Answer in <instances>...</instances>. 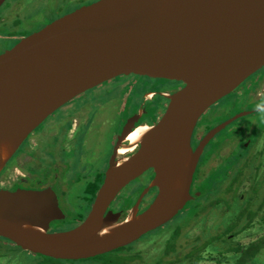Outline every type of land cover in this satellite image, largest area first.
I'll use <instances>...</instances> for the list:
<instances>
[{
  "label": "water",
  "instance_id": "95a60500",
  "mask_svg": "<svg viewBox=\"0 0 264 264\" xmlns=\"http://www.w3.org/2000/svg\"><path fill=\"white\" fill-rule=\"evenodd\" d=\"M263 68L264 0H100L22 39L0 55V174L48 117L88 90L130 75L184 87L168 97L140 150L110 168L104 192L81 225L50 230L65 218L54 191H0V237L32 254L80 261L166 225L194 200L205 146L249 112L213 129L194 151L199 120ZM149 168L156 173L152 186L159 188L150 208L124 222L105 215L121 187ZM114 175L122 178L119 186Z\"/></svg>",
  "mask_w": 264,
  "mask_h": 264
},
{
  "label": "flooded vegetation",
  "instance_id": "af4514ba",
  "mask_svg": "<svg viewBox=\"0 0 264 264\" xmlns=\"http://www.w3.org/2000/svg\"><path fill=\"white\" fill-rule=\"evenodd\" d=\"M9 1L6 0L0 7V12L5 5H9ZM98 1L100 0H79L77 5L67 10L63 15L53 16L47 23L42 22L32 30L28 28L34 25H25L20 21L16 25L2 30V25L9 19L0 18V55L15 47L22 39L39 32L57 19ZM16 8L13 9V16L19 14ZM122 78H129L130 89L127 93L131 89L139 88L141 80L168 81L171 85L169 89L148 90L144 99L137 96L136 103L133 105V113L129 109L126 112H117L113 117H109L106 111L107 103L100 101L102 92L106 88H109L106 91L111 90L114 85L124 87ZM251 79L249 78L245 82L248 90L250 89L249 81ZM183 87L184 85L181 82L176 81L141 76H122L105 82L72 99L48 117L24 141L0 174V191H44L48 189L54 191L65 218L52 222L50 230L52 232H64L78 227L88 218L106 181L108 169L112 166L122 165L140 150L142 137L139 138V136L142 133L132 137L133 133L143 125L149 129L158 123L156 121L150 122L147 118L150 110L157 109L160 112L159 118L161 119L170 103L168 97ZM261 96L262 92L260 93ZM158 97L163 100V104L162 102L157 103ZM218 104L220 102L215 105ZM261 105H264V103ZM214 106L202 116L197 124L192 141L194 151L198 149L209 132L231 121L233 115L242 113H231L232 116L218 124L216 110L210 112ZM259 111V107L248 110L249 114L243 118L257 115ZM135 118H139L138 121L134 120ZM131 119L134 120L133 126L131 124L128 126L127 124ZM239 119L227 125L205 146L191 188L194 204L197 200V203H200L198 198L203 195L202 189L207 185L205 181L208 177L211 178V175H215L231 160H234L233 165L239 170L238 173H241V178L239 181L235 175L230 178L226 177L224 187L229 193H232L235 189L237 195L243 198L242 192L247 190L245 189L246 186L248 188V178L245 177V173L250 148L251 155H255L254 157L259 153L261 155L262 152L254 147L255 141L249 139L246 121L239 130L234 129L235 149L225 146L222 139L223 135L232 130L233 125ZM257 124V122H254L252 127ZM239 136L244 137L240 139ZM136 139L138 140L135 143ZM48 155H50V159H48ZM81 170L84 171L77 176ZM155 177L154 169L149 168L135 179H132L108 206L106 215L109 213L116 214L119 216V221L124 222L133 214L140 215L147 211L159 195V188L152 186ZM74 182L78 184V188H81L82 193L73 194L71 184ZM72 215L76 216L73 220H71ZM212 222L214 221L211 218L210 224ZM166 225L160 227V229H163ZM171 233V228H169L166 235L171 236ZM145 236H142L135 243H141ZM0 239L5 240L2 237ZM208 263L213 262L206 258L198 264Z\"/></svg>",
  "mask_w": 264,
  "mask_h": 264
},
{
  "label": "trees",
  "instance_id": "16d2710c",
  "mask_svg": "<svg viewBox=\"0 0 264 264\" xmlns=\"http://www.w3.org/2000/svg\"><path fill=\"white\" fill-rule=\"evenodd\" d=\"M257 114L264 115V111L260 110ZM248 118H245V121ZM258 126L257 124L254 130L248 133L250 140L256 141L258 135V138L264 136V130L259 131L261 126ZM245 133L247 134L246 130ZM239 137L242 139L244 136ZM259 151L262 154L259 153L254 157L255 155H251L250 148L245 173V177L248 178V188L246 186L247 190L242 192L243 198L237 195L235 189L232 193L226 191L224 181L227 178L210 192L212 188L210 182L216 181L219 175L216 176V173L211 175V178L208 177L205 181L207 185L202 189L203 195L198 198L200 203H197L198 200L195 204L194 200L189 202L190 209L195 212L196 218L186 227L181 225L176 229H171V236L163 237L164 241L159 248L163 258L159 264H198L206 258L216 261L208 264H264V147ZM231 176L233 175L228 178ZM235 176L240 181L241 173L235 174ZM211 218L212 220L216 218L215 224H210ZM152 233L147 234L144 238ZM250 240L252 241L245 245ZM214 241L219 243L218 248H211ZM8 242L14 248L16 247L10 241ZM11 248L10 246V250L13 249ZM145 249H140L138 243H133L94 259L98 264H135V262L146 264L149 263V256ZM214 253L220 257L216 258L217 255ZM46 259L47 262L56 264L76 262ZM13 260L12 256H6L1 264H12ZM13 264H19V262L15 261Z\"/></svg>",
  "mask_w": 264,
  "mask_h": 264
},
{
  "label": "rangeland",
  "instance_id": "374dc122",
  "mask_svg": "<svg viewBox=\"0 0 264 264\" xmlns=\"http://www.w3.org/2000/svg\"><path fill=\"white\" fill-rule=\"evenodd\" d=\"M79 0H10L9 5H5L0 12V18H8L9 20L6 21L2 25V30L5 28H9L12 25H16L19 21L22 22L25 25H34L29 27V30L37 28L38 24L40 23H47L51 17L55 16H61L63 15L67 10L73 8L75 5H77ZM18 8H16V7ZM16 8V11H19V14L16 16H13V9ZM26 29V28H25ZM28 30V31H29ZM20 36V34H18ZM1 42V40H0ZM252 78V79H251ZM249 81L250 89H246V83L239 88H237V92L234 94L231 93L229 96L225 97L224 99L220 100V104L215 105L214 108L210 112H214L216 110L217 116H218V124L223 122L228 117L232 116V114H237L240 112H247L248 110L254 109L258 107L259 105L264 103V68L256 75H253ZM124 87L121 85H114L111 90H108L109 88L103 89L102 92V98L101 102H106L107 107L106 111L109 115V117H113L117 112H126L129 109H131V112L133 113V105L136 103L137 96H141L142 99H144L145 94L148 92V90H162V89H169L170 83L168 81H143L141 80L139 82V88L131 89L129 93V78H122L121 79ZM146 87V88H145ZM236 91V90H235ZM263 93L260 97V93ZM259 97V99H257ZM254 99V101H253ZM163 104V100L158 97L157 103ZM219 103V102H218ZM132 107V108H131ZM158 107V106H157ZM240 113V114H242ZM160 112L156 109H151L147 118L150 120V122L156 123L160 120L159 118ZM239 114L233 115V119L238 117ZM235 121V120H234ZM245 118H241L233 125L232 130L229 132H226L222 139L224 140V144L226 147L230 149H235L234 146V129L239 130L242 126L245 124ZM247 127L248 131L252 132L253 128L252 124L254 122L258 123V127L261 126L260 130H264V115H254L250 116L248 118ZM217 128V127H216ZM244 130H246L244 128ZM257 136V140L255 141L254 147H262L264 145V140L259 141ZM48 159H50V155H48ZM234 160H231L228 162L226 166H224L220 171L217 172L219 175L218 179L216 181H211L210 185H212V190H214L216 187L220 186L222 182L225 180L226 177L230 175H235L238 173V169L234 167L233 163ZM84 170H81L77 176L81 174V172ZM217 175V176H218ZM225 182V181H224ZM80 186V185H79ZM72 192L74 195H77L78 193H82L81 188H78L77 183H72ZM73 220L76 218L75 215L71 216ZM195 212H193L190 209V203L187 204L185 207V211L182 213H179L168 225H166L163 229H159L158 231L152 233L148 237L144 238L141 243L138 244L140 246V249L146 248L147 255L149 256V263L146 264H159L162 261L163 255L160 253V246L162 244L163 237L167 234V231L169 228L176 229L179 226H188L191 224V222L195 219ZM216 219H213L214 222L212 224H215ZM70 222V221H69ZM74 222V221H73ZM197 230V228H195ZM252 240L247 242L245 245L249 244ZM143 244V245H141ZM10 246L12 250H10ZM136 246V245H134ZM219 243L217 241H214V245L211 248H218ZM19 248V247H18ZM17 246L14 248L12 245H10L9 242L6 240L0 239V264L5 259L6 256H12L14 259L12 264L15 263V261L19 262V264H56L55 262H47V257L32 254L30 252L24 251L21 248L18 249ZM109 254V253H108ZM217 255V253H214ZM220 256L217 255L216 258H219ZM208 260L212 262H216L214 259ZM70 264H98L96 263V260L94 258L88 259V260H80L76 261L75 263ZM135 264H139L138 262H135Z\"/></svg>",
  "mask_w": 264,
  "mask_h": 264
},
{
  "label": "bare ground",
  "instance_id": "6f19581e",
  "mask_svg": "<svg viewBox=\"0 0 264 264\" xmlns=\"http://www.w3.org/2000/svg\"><path fill=\"white\" fill-rule=\"evenodd\" d=\"M88 6H90V5H88ZM112 80H113V79H112ZM245 82H246V80H245L242 84H244ZM240 86H241V85H240ZM240 86H239V87H240ZM239 87H238V88H239ZM237 90H238V89H236V91H237ZM236 91H234V93H235ZM228 96H229V95H228ZM225 97H227V96H225ZM225 97H224V98H225ZM224 98H223V99H224ZM218 102H220V101H218ZM218 102H217V103H218ZM217 103H215V104H217ZM215 104H214V105H215ZM214 105H212L211 107H213ZM211 107H210V108H211ZM210 108H209V109H210ZM209 109H208V110H209ZM208 110H207V111H208ZM147 130H148V127H145V126L143 125V126H141L140 128H138L137 131H136L135 133H133V135H132V134H131V135H132V137H133V136H136V135L138 136V135L141 134V133H142V135H143ZM142 135L139 136V138L142 137ZM139 138H138V139H139ZM138 139H136V141H134V142L136 143ZM132 142H133V141H132ZM128 160H130V159H128ZM128 160H127V161H128ZM124 163H125V162H124ZM124 163H122V164H124ZM118 166H119V165H118ZM110 168H111V167H110ZM110 168L108 169L106 181H105L104 185L102 186V188H101L99 194H102V193L104 192L103 190L105 189V187H106V185H107V180H108V175H109ZM114 178H115V183L119 186V184H120L121 181H122V180H121L122 178H121L120 176H118V175H114ZM131 180H132V178H131L127 183H129ZM127 183H126V184H127ZM126 184L123 185V186L121 187L120 191L126 186ZM120 191L117 192V193L115 194L114 197H116V196L120 193ZM101 192H102V193H101ZM99 194H98V197H99ZM98 197H97V198H98ZM114 199H115V198H114ZM96 201H97V199H96ZM96 201H95V202H96ZM111 203H112V202H111ZM94 205H95V203H94ZM93 207H94V206H93ZM92 209H93V208H92ZM106 210H107V209H106ZM105 215H106V213H105ZM170 222H171V221H170Z\"/></svg>",
  "mask_w": 264,
  "mask_h": 264
},
{
  "label": "clouds",
  "instance_id": "9594fccd",
  "mask_svg": "<svg viewBox=\"0 0 264 264\" xmlns=\"http://www.w3.org/2000/svg\"><path fill=\"white\" fill-rule=\"evenodd\" d=\"M262 94H263V93H262ZM258 107L260 108L261 111H264V105H261V106H258ZM259 139H263V140H264V136L261 137V138H259ZM263 147H264V145H263L262 147H260V148H258V147H257V148L260 150V149H262Z\"/></svg>",
  "mask_w": 264,
  "mask_h": 264
}]
</instances>
